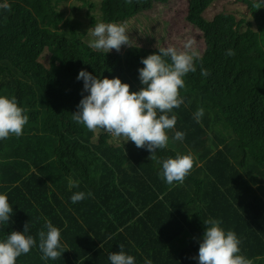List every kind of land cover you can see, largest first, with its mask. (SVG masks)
Instances as JSON below:
<instances>
[{"label":"trees","instance_id":"1","mask_svg":"<svg viewBox=\"0 0 264 264\" xmlns=\"http://www.w3.org/2000/svg\"><path fill=\"white\" fill-rule=\"evenodd\" d=\"M81 1L72 10L87 23L82 32L59 11L64 0H8L11 11L0 12V96L15 97L29 117L23 135L0 140V194H8L16 209L9 224L0 225V241L12 231L24 233L26 224V235L37 241L16 264H111L108 257L121 251L120 244L136 264L146 259L199 264L194 256L208 218L237 234L241 255L264 264V0H237L248 5L249 17L223 12L210 21L204 13L217 0H188L186 23L203 35L192 43L199 50L197 70L184 77V103L170 114L177 123L168 132V147L157 150L154 160L146 148L115 144L108 133L90 132L72 117L88 95L77 79L81 70L100 79L120 78L133 92L144 87L142 58L158 54L164 38H155L139 17L172 0ZM45 21L57 32L41 30ZM100 22L124 26L130 45L108 53L92 49L88 31ZM229 49L235 54L227 55ZM201 68L210 75L202 76ZM200 108L204 115L198 123L194 113ZM217 126L231 128L233 139L260 145L219 150L224 132ZM177 131L186 134L182 141L173 139ZM177 154L190 155L194 167L182 184L170 187L160 176L162 161ZM225 156H237L241 172L229 167ZM70 180L78 187L69 189ZM252 181L257 190L244 192L241 185ZM76 192L92 195L73 204ZM208 195L215 197L204 202ZM191 196L200 201L187 207ZM25 207L35 214L24 215ZM138 210L144 215L136 219ZM45 220L61 231L63 249L56 260L41 258L38 233L47 231Z\"/></svg>","mask_w":264,"mask_h":264},{"label":"clouds","instance_id":"2","mask_svg":"<svg viewBox=\"0 0 264 264\" xmlns=\"http://www.w3.org/2000/svg\"><path fill=\"white\" fill-rule=\"evenodd\" d=\"M126 2L131 3L132 0H126ZM253 7L260 9L261 5L255 3ZM10 11L11 5L8 0L0 3V12ZM149 13L148 10L144 12L145 22L149 20ZM52 25L51 21H45L40 28L54 34L57 31L51 29ZM88 32L94 37L89 45L94 50L108 53L113 49L120 51L123 45H130L128 34L122 25L100 22ZM199 33L198 30L190 35L179 51L175 47L159 48L158 54L142 58L144 67L139 69V76L144 87L136 92L131 91V86L122 82L120 78L100 79L86 70H81L77 79L83 80V92L88 95L80 101L78 111L73 113V120L90 132L108 133L115 144L122 143L125 148H128L130 142H133L137 148H146L151 152L149 159H156L157 150L168 147L170 139L168 132L174 129L177 123V117L170 114L174 108H179L184 103L180 96V89L185 87L184 77L189 72L197 70L194 57L199 50L192 43L197 40ZM234 54L231 49L227 51L229 56ZM51 55L52 53L47 54L48 59ZM165 57H170L171 63L167 62ZM41 61L45 62L44 58ZM201 75L208 76L210 73L207 69L201 68ZM203 115L204 109L200 108L194 113V119L199 123ZM28 120L29 117L25 115V110L18 106L15 97L0 96V140L13 135L16 137L23 135ZM214 128L224 132V141L218 142L219 150L229 146L234 151L244 147L251 150L260 145L256 143L257 140L253 141L250 138H243L244 142L231 138L230 134L233 130L227 126ZM185 135L184 132L177 131L173 139L182 141ZM225 157L223 158L229 167L241 172L240 159L237 156H231L229 159L228 156ZM209 160L203 161L206 168ZM18 161L25 163V160L21 158H18ZM193 167L194 160L190 155L177 154L175 158L162 161L160 176L170 187L176 186L185 181ZM68 186L69 189L78 187V183L70 180ZM241 187L244 192L247 191V187L256 191L258 185L252 181L246 184L244 182ZM86 195L91 196L92 193L76 192L71 196V202L73 204L80 202L86 198ZM214 197L208 195L204 202ZM194 200L200 201L198 196H191L187 200V207H191ZM69 202L70 199L67 197L66 204L69 205ZM15 211L8 194L2 192L0 194V225H8ZM137 213L136 219L139 216L143 217L144 210H138ZM200 213L208 216L201 208ZM25 214L30 216L35 212L31 207H25ZM133 223L134 221L131 220L128 225ZM221 223L222 221L214 218L204 220L200 228L205 230V233L200 243L198 257L193 254L194 258L198 259L199 264H252L250 259L240 254V240L237 234L226 230ZM44 228L47 229L46 232L41 230L38 233V247L43 254L41 258L56 260L61 256L63 249L61 231L53 225L51 220H45ZM28 232L29 224H26L24 233L12 231L6 240L0 241V264H16L18 257L32 250L37 241L32 235H26ZM119 246L121 251L113 252L108 257L111 264H136L135 257L123 251L124 245ZM145 264H153V262L146 259Z\"/></svg>","mask_w":264,"mask_h":264},{"label":"rangeland","instance_id":"3","mask_svg":"<svg viewBox=\"0 0 264 264\" xmlns=\"http://www.w3.org/2000/svg\"><path fill=\"white\" fill-rule=\"evenodd\" d=\"M97 3L99 0H94ZM237 0H217L204 13V18L213 20L214 17L223 12H237L241 17L250 16V9L244 4L238 3ZM261 1V0H252ZM81 0H64L59 11L63 13L66 20L79 29L80 32L85 30L87 23L84 17L80 16L76 11L73 12L72 6H82ZM188 11V0H172L167 6H157L154 11L149 13L148 22L144 21V16H140L139 20L143 25L150 26L155 38L158 40L162 37L164 42L163 48L174 47L181 48L187 42L190 35L195 34V30L186 23V16ZM131 24L137 28H142L141 24L136 20H132ZM203 35L198 34L197 40H201ZM159 115V114H158ZM177 141V140H175Z\"/></svg>","mask_w":264,"mask_h":264}]
</instances>
